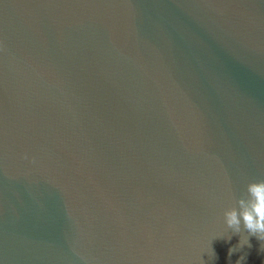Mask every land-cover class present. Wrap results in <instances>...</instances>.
<instances>
[{
	"label": "water",
	"instance_id": "1",
	"mask_svg": "<svg viewBox=\"0 0 264 264\" xmlns=\"http://www.w3.org/2000/svg\"><path fill=\"white\" fill-rule=\"evenodd\" d=\"M260 180L264 0H0V264H264Z\"/></svg>",
	"mask_w": 264,
	"mask_h": 264
},
{
	"label": "clouds",
	"instance_id": "2",
	"mask_svg": "<svg viewBox=\"0 0 264 264\" xmlns=\"http://www.w3.org/2000/svg\"><path fill=\"white\" fill-rule=\"evenodd\" d=\"M246 193V197L242 196L236 201L238 208L233 207L224 212V222L227 228L235 233H240L243 226L249 235L264 242V180L249 183ZM244 246L251 247L248 237L241 239L240 247ZM234 251L235 249H231L230 254ZM244 259L245 257H241L237 264H241Z\"/></svg>",
	"mask_w": 264,
	"mask_h": 264
}]
</instances>
